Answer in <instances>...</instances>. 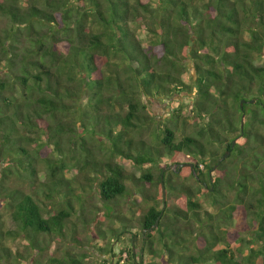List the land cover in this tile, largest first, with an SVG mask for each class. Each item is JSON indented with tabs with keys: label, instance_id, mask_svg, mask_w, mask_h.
<instances>
[{
	"label": "trees",
	"instance_id": "1",
	"mask_svg": "<svg viewBox=\"0 0 264 264\" xmlns=\"http://www.w3.org/2000/svg\"><path fill=\"white\" fill-rule=\"evenodd\" d=\"M198 1L0 0V198L38 253L26 264H85L73 252L44 258L46 238L67 237L82 193L100 203L99 223L120 225L92 230L106 264H264V0ZM189 64L192 84L182 80ZM182 93L189 112L156 123L145 100ZM11 176L38 191L9 190ZM127 182L153 203L139 232L112 213L131 196ZM4 237L16 233L0 216ZM0 251L26 261L1 242Z\"/></svg>",
	"mask_w": 264,
	"mask_h": 264
},
{
	"label": "rangeland",
	"instance_id": "2",
	"mask_svg": "<svg viewBox=\"0 0 264 264\" xmlns=\"http://www.w3.org/2000/svg\"><path fill=\"white\" fill-rule=\"evenodd\" d=\"M191 1V4L196 7H201L202 2H199L198 0H189ZM138 38L141 40L142 45L144 47L147 46L148 38L145 34V31L142 28L136 29ZM263 64L262 58L255 59V65L261 66ZM195 79L194 69L191 64H189L188 72H186L182 76V80L186 84H192L193 80ZM145 103L147 104L148 111L150 114L155 118L156 123L159 125L168 124V121L172 115L173 110H181L182 112H189L190 106L192 103V96L186 93H182L179 95H175L170 99H163L158 98L154 100H145ZM147 137V136H146ZM149 138V137H147ZM41 142V141H40ZM40 142H37L36 145L41 144ZM40 150L36 154L39 155V159L42 158V155H44L46 150L44 151L41 148L37 149ZM46 155H44L45 157ZM229 157V156H228ZM227 157V158H228ZM226 158V159H227ZM225 160V159H224ZM116 162L121 164L128 172H133L137 177L140 176L141 171L136 170L129 162L117 158ZM168 163L167 159H164L159 163L160 167H164ZM3 167V166H2ZM40 169V167L38 166ZM45 169V166L41 164V169ZM175 170V167L172 166V169ZM75 172V171H74ZM166 172V170H165ZM73 173L70 176H72ZM90 177H94V174L90 173ZM40 177V180L37 181L40 183L46 182L44 180V175H38V178ZM187 183L192 184L193 182L191 180H188ZM39 184L36 185L39 187ZM5 186L9 190H14L16 188L22 189L26 193L35 194V191H38V188H35L31 185H29L27 182H22L20 179H17L15 176H11L10 179L5 180ZM126 186L128 187L129 191L131 192L130 197H123L120 199L119 204L117 207L113 210V216H116L118 213L125 215L128 220L132 224H135L133 231L139 232L141 230V227L138 225L137 221L139 220L141 214H143L153 203L150 202H144L142 200V197L137 194L133 193L134 187L131 182H127ZM90 190V189H89ZM88 191V189H86ZM91 191V190H90ZM149 192L152 194L153 192L149 190ZM78 194H80V191H78ZM83 195V203L78 204L77 206V212L76 216L73 218L72 223L69 227V231L67 233V237L63 238L62 240H59L57 238H46L47 251L44 253V258L49 257H60L65 252H73L77 255H85L84 262L85 264H106L104 262L105 259H108L109 254H105L102 251H100L99 247H103L105 242L97 241L95 237H93V228L95 230H105L108 232L110 227V223L115 227L118 228L120 225L118 224L117 220H111L110 222L102 221L99 223V218H101L102 213L99 211L101 207L100 203L97 201L94 196L88 195V193H82ZM172 200L174 199L171 198ZM42 200H45L42 198ZM48 202H44L43 206H46ZM171 205H173V201L171 202ZM202 208L207 209L208 211H213L212 208H210L206 201L204 199L201 200ZM96 206L99 208V210L95 209ZM94 212L95 214H93ZM94 215H96L97 221L90 222L88 225L84 224L81 221H84V216H86L87 220H92L94 218ZM0 216H1V224H2V230L4 232L10 231L16 233V237H4L3 239H0V242L2 243V246H4L6 249H8L12 254H21L26 257V261H22L21 264H26L27 260L29 262L32 261L34 257L38 255L37 251H31L26 249V241L24 240L23 236H19V229L18 225L11 219L10 217V211L8 209H5L3 207V204L1 203L0 198ZM244 217L240 213V210H238L235 213L234 217V224L239 225L244 222ZM130 225V223H129ZM75 232V233H74ZM74 238H77L80 243L77 241H73ZM122 239V238H121ZM124 240V239H123ZM118 241V240H116ZM119 242V241H118ZM117 242V243H118ZM117 243H114V246L117 245ZM141 247V242L134 247V252L136 256L139 254V250ZM115 252H118L117 248L115 249ZM246 254V251L244 252ZM143 256V262H153V258L148 256L145 252V250L142 252ZM138 261V257L136 258ZM6 263H13L15 264L14 260L8 257V255L4 252L0 251V264H6ZM159 264H161V261H158ZM30 264V263H29ZM122 264V262H121Z\"/></svg>",
	"mask_w": 264,
	"mask_h": 264
},
{
	"label": "water",
	"instance_id": "3",
	"mask_svg": "<svg viewBox=\"0 0 264 264\" xmlns=\"http://www.w3.org/2000/svg\"><path fill=\"white\" fill-rule=\"evenodd\" d=\"M243 101L241 102V108H242V105H243ZM251 103H254V101H252ZM233 144H235V142H233ZM229 156V152H227L224 156H223V160L224 159H226L227 157ZM189 167H193V165L192 164H187ZM216 167L217 166H215L214 168H213V170H215L216 169ZM169 169H172V167L170 166V167H168L167 169H165V170H169ZM165 170H163L162 171V174H161V183H162V191H163V194H162V196H163V206L165 207V200H166V196H165V189H164V184H163V174L165 173ZM213 170L212 171H210L209 172V174H211L212 172H213ZM210 180H212V179H210ZM211 191H213V188H211L210 189ZM159 220V219H158ZM158 220L155 222V224H154V226L153 227H156V225H157V223H158ZM150 231V230H149ZM133 252H134V247H133Z\"/></svg>",
	"mask_w": 264,
	"mask_h": 264
},
{
	"label": "flooded vegetation",
	"instance_id": "4",
	"mask_svg": "<svg viewBox=\"0 0 264 264\" xmlns=\"http://www.w3.org/2000/svg\"><path fill=\"white\" fill-rule=\"evenodd\" d=\"M145 243V242H144Z\"/></svg>",
	"mask_w": 264,
	"mask_h": 264
}]
</instances>
